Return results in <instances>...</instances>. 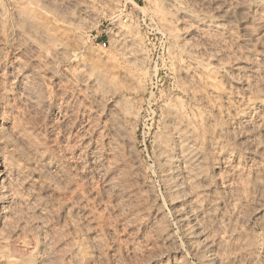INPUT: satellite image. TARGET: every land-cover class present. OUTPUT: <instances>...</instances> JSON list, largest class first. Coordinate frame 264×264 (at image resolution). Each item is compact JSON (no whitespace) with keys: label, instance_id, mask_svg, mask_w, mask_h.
<instances>
[{"label":"clouds","instance_id":"9594fccd","mask_svg":"<svg viewBox=\"0 0 264 264\" xmlns=\"http://www.w3.org/2000/svg\"><path fill=\"white\" fill-rule=\"evenodd\" d=\"M0 264H264V0H0Z\"/></svg>","mask_w":264,"mask_h":264},{"label":"rangeland","instance_id":"374dc122","mask_svg":"<svg viewBox=\"0 0 264 264\" xmlns=\"http://www.w3.org/2000/svg\"><path fill=\"white\" fill-rule=\"evenodd\" d=\"M93 35L95 36L97 43L103 45L107 42V35L106 34L96 35L95 33H93Z\"/></svg>","mask_w":264,"mask_h":264}]
</instances>
